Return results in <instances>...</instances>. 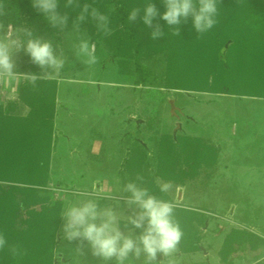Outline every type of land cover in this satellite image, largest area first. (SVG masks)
Wrapping results in <instances>:
<instances>
[{"label":"rangeland","instance_id":"1","mask_svg":"<svg viewBox=\"0 0 264 264\" xmlns=\"http://www.w3.org/2000/svg\"><path fill=\"white\" fill-rule=\"evenodd\" d=\"M65 3L59 0L57 8L69 16L63 30L49 23L26 26L50 40L58 57H65L59 73L38 68L41 78L57 81L47 189L62 209L53 264H116L115 258L105 262L93 256L87 241L80 245L65 240L61 214L68 203L90 198L74 196L76 190L99 193L100 197L92 198L100 207L114 210L126 235L138 236L142 228L123 226L140 210L125 202L127 193L122 191L123 184L138 174L144 178L142 186L153 194L154 186L169 185L166 195L176 207L194 214L201 238L198 250L184 252L178 245L171 254H158L155 264H264V49H249L237 56L232 54L233 41L227 43L223 61L230 60L235 78L232 84L220 85L221 93L141 88L134 83V62L113 58V37L119 27L112 28L109 36L96 31L91 21L74 28L76 17L69 13L73 8H65ZM103 4L101 10L115 7L112 0ZM138 4L140 0L130 1L132 7ZM18 27L3 26V30L13 33ZM81 39L96 43V65L89 66L75 55ZM163 54L154 62L145 60L144 65L160 72L166 67ZM13 59L17 75L0 79V105L17 106L11 117L26 118L29 108L20 102V94L33 63L22 50ZM191 63L199 66L201 62ZM149 123L154 129L148 128ZM163 136L199 140L202 146L194 150L193 162L205 156L212 162L204 165L206 157L196 174L182 185L173 184L168 167H161ZM183 168L190 172L189 167ZM108 193L110 198H103ZM33 209L39 212L42 207ZM143 262V254L134 259V264Z\"/></svg>","mask_w":264,"mask_h":264},{"label":"trees","instance_id":"2","mask_svg":"<svg viewBox=\"0 0 264 264\" xmlns=\"http://www.w3.org/2000/svg\"><path fill=\"white\" fill-rule=\"evenodd\" d=\"M104 1L109 0H79V3L93 4L110 15L112 28L119 27L113 37L116 44L113 58H119L121 63L127 58L134 62V83L141 88L221 93L220 85L234 82L235 78L230 60L223 61L222 51L227 43L233 41L232 54L237 56L249 49H264V0H220L218 23L202 35L194 29L191 17L179 25L180 35H174L173 29L158 15L153 26L159 24L165 35L157 40L151 39L152 28L145 26L140 19L143 12L135 22H128V12L133 8L131 0H112L115 2L113 10H101ZM140 1L141 4L134 7L143 9L145 4L152 2L158 13L166 10L163 0ZM3 2L5 15L0 17V24L4 27H18L21 22L25 26L48 25L43 14L33 7L32 0ZM62 11L59 12L62 14ZM71 11L69 13L76 17L80 9ZM162 53L165 56L162 62L166 64L163 70L159 72L144 65L145 60L156 59ZM195 60L201 62L199 66L191 63ZM262 65L264 81V61ZM38 68L33 63L30 74L40 76ZM37 84L38 87L33 89L26 80L21 90L20 102L29 108L26 118L11 117L17 106L0 105V232L5 234L9 246H17V254L11 253L7 246L0 252V264H53L55 235L61 224L62 209V203L52 200L47 189L51 183L57 81L41 78ZM148 126L150 130L154 129L153 124ZM200 144L199 140L186 136L175 140L169 136L161 138V167H168L173 184L182 185L187 177L198 172L200 161L207 157L193 162V157L197 156L194 150H198ZM205 160L204 165L212 162L211 157ZM183 167H189L190 172ZM153 190L157 197L171 202L159 187L154 186ZM37 205L42 207L39 212L33 209ZM24 214L26 220H23ZM193 215L189 209L175 207V217L183 231L179 245L184 252L198 250L201 240Z\"/></svg>","mask_w":264,"mask_h":264},{"label":"clouds","instance_id":"3","mask_svg":"<svg viewBox=\"0 0 264 264\" xmlns=\"http://www.w3.org/2000/svg\"><path fill=\"white\" fill-rule=\"evenodd\" d=\"M33 7L43 14L44 18L53 28L63 30L68 23V13L61 14L57 11L59 0H32ZM165 11L160 14L152 2L145 4L143 9L133 7L127 15L129 23L135 22L138 15L143 24L152 28L150 37L157 40L165 35L161 26H153V20L158 15L173 29L174 35H180L179 25L192 18L194 29L199 35L209 32L218 23L220 0H163ZM65 8L80 9L73 21V27L79 29L82 22L91 21L96 31L105 36L112 33L110 15L101 12L93 4L79 0H66ZM5 15V4L0 0V17ZM23 51L30 57L32 63L42 70L53 69L57 73L65 65V57H58L50 40L43 39L34 34L33 30L20 26L13 33H5L0 24V79L15 78L17 72L13 59L14 53ZM75 55L83 58L89 66L98 63L96 43L88 39H81L75 48ZM28 83L33 89L38 87L41 76L25 74ZM119 185V178L116 180ZM144 178L137 175L134 180H129L122 186V191L127 193L124 197L129 206L139 208V212L129 216L124 227L143 229L138 236L126 235L121 230V222L111 208H101L97 198L99 193L76 190V197H90L88 199L68 203L62 212L65 220L63 224L64 239L68 242H79L83 245L87 241L92 255L105 262L115 258L116 264H134V259L144 256L143 264H155L158 254L167 255L176 251L183 237L179 221L175 217V205L160 199L148 188L143 187ZM168 184L161 186L160 191L166 192ZM111 194H104L103 198H110ZM8 250L17 254V246H9L3 232H0V252Z\"/></svg>","mask_w":264,"mask_h":264}]
</instances>
